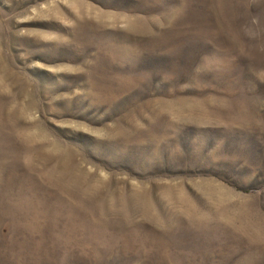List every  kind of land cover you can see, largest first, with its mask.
<instances>
[{
	"label": "rangeland",
	"instance_id": "1",
	"mask_svg": "<svg viewBox=\"0 0 264 264\" xmlns=\"http://www.w3.org/2000/svg\"><path fill=\"white\" fill-rule=\"evenodd\" d=\"M0 264H264V0H0Z\"/></svg>",
	"mask_w": 264,
	"mask_h": 264
}]
</instances>
